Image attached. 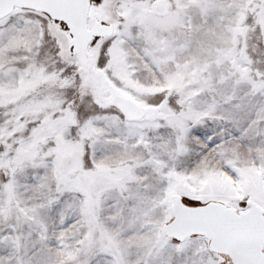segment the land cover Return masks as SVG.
I'll return each mask as SVG.
<instances>
[{
    "label": "snow or ice",
    "instance_id": "snow-or-ice-1",
    "mask_svg": "<svg viewBox=\"0 0 264 264\" xmlns=\"http://www.w3.org/2000/svg\"><path fill=\"white\" fill-rule=\"evenodd\" d=\"M0 264H264V0H0Z\"/></svg>",
    "mask_w": 264,
    "mask_h": 264
}]
</instances>
